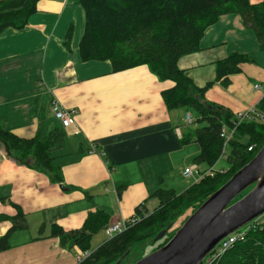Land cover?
<instances>
[{
    "label": "crops",
    "instance_id": "1",
    "mask_svg": "<svg viewBox=\"0 0 264 264\" xmlns=\"http://www.w3.org/2000/svg\"><path fill=\"white\" fill-rule=\"evenodd\" d=\"M84 29L85 11L75 0H38L22 28L0 33V126L19 137H44L59 124L51 101L76 111L54 155L59 183L17 164L0 144V215L19 210L27 222L9 232L0 264H76L78 248L62 246L52 227L78 229L90 213L101 211L108 216L104 233L136 212L150 213L158 189L187 187L183 169L200 152L193 135L182 133L177 110H168L162 99L174 83L158 80L146 65L113 72L107 60H82ZM248 32L237 13L223 14L206 28L200 50L177 63L196 87L211 83L206 102L233 115L255 107L264 95V61L250 58L245 44L263 50ZM230 55L248 60L217 79L218 62ZM10 226L0 221V237Z\"/></svg>",
    "mask_w": 264,
    "mask_h": 264
},
{
    "label": "trees",
    "instance_id": "2",
    "mask_svg": "<svg viewBox=\"0 0 264 264\" xmlns=\"http://www.w3.org/2000/svg\"><path fill=\"white\" fill-rule=\"evenodd\" d=\"M38 0H0V33L8 28H22L34 12ZM85 11V29L79 43L82 60H107L112 71L146 65L158 80H170L174 85L161 92L168 110L188 107L193 109L195 128L193 140L200 146L194 163L212 166L222 155L223 127H230L235 116L225 107L204 100L211 86L196 87L177 63L180 57L199 51V41L207 27L219 16L237 13L244 26L253 31L264 51V0H75ZM248 60L242 55H230L218 62L216 78L237 72V64ZM264 113V95L255 106ZM187 141L191 140L189 138ZM64 141L63 128L57 124L46 136L35 133L19 137L0 126V144L5 155L19 165L46 172L52 182L61 181L54 155ZM264 144V121L254 118L241 121L228 142V168L206 175L180 192L158 189L154 196L158 204L148 214L136 212L138 220L125 231L89 249L91 236L106 226L108 216L101 211L90 213L83 225L64 231L52 227L62 246L87 251L88 256L78 264H114L133 246L166 230L163 245L170 238L174 222L192 213L212 192L224 184L245 165ZM252 146L251 151L247 148ZM246 191H244L243 195ZM190 211V212H189ZM9 220L11 226L0 237V250L6 248L10 231L24 229L27 222L18 210L13 216L0 215V221ZM169 235V236H168ZM160 239V240H161ZM155 243V242H154ZM127 254V255H128ZM122 262V261H121ZM215 264H264V227L249 230L243 241L235 243Z\"/></svg>",
    "mask_w": 264,
    "mask_h": 264
},
{
    "label": "water",
    "instance_id": "3",
    "mask_svg": "<svg viewBox=\"0 0 264 264\" xmlns=\"http://www.w3.org/2000/svg\"><path fill=\"white\" fill-rule=\"evenodd\" d=\"M262 214L264 144L183 221L167 242L133 264H199L220 240ZM165 233H158L153 242ZM127 254L114 264H120Z\"/></svg>",
    "mask_w": 264,
    "mask_h": 264
},
{
    "label": "built area",
    "instance_id": "4",
    "mask_svg": "<svg viewBox=\"0 0 264 264\" xmlns=\"http://www.w3.org/2000/svg\"><path fill=\"white\" fill-rule=\"evenodd\" d=\"M255 89H260V85H255ZM51 112L53 114V117L56 121H58L59 125L62 128H67L71 124L74 123V118L76 111L74 109H67L59 105L55 100L51 101L50 104ZM236 121L234 122L233 126L230 127H223L221 131V137L223 138V153H226L227 145L230 139L233 137V134L235 132L236 126L244 120H249L251 118H254L255 120L264 121V113L257 111L255 107L248 109L244 112H237L235 115ZM185 120L188 124L192 123L193 120L189 116V114L185 115ZM252 146H249L247 148V151H251ZM221 155V156H222ZM220 156V157H221ZM214 165V164H213ZM212 166H207L205 169H200L197 166V163H193L192 165L185 167L183 169V175L184 177H193L195 181L201 179L202 177L206 175H213L215 171H213ZM223 171V170H222ZM221 171V172H222ZM263 215V214H262ZM138 220V217L132 216L126 221L116 222L113 223L104 229V233L108 238L112 237L115 234H119L123 231H125L128 227L133 225ZM264 227V221L259 220L256 218L255 220L249 222L248 224L242 226L238 230L234 231L233 233L227 235L222 240H220L217 245L201 260L199 264H215L217 260L228 250L230 249L235 243L239 241H243L246 238L247 233L249 230L253 228H258V230L263 229ZM88 256V252L84 251L81 253H78L76 257V264L80 263L85 257Z\"/></svg>",
    "mask_w": 264,
    "mask_h": 264
},
{
    "label": "rangeland",
    "instance_id": "5",
    "mask_svg": "<svg viewBox=\"0 0 264 264\" xmlns=\"http://www.w3.org/2000/svg\"><path fill=\"white\" fill-rule=\"evenodd\" d=\"M252 37L253 39L255 40L254 36H253V33L251 32H248ZM246 47L248 48V50L252 53H250V58H252L254 61L256 62H260V61H264V52L259 50L257 47L254 48L252 47V42L249 43V42H246ZM259 51V52H258ZM177 110L176 113H177V119L180 121L179 123V127L180 129L182 130V133L185 134V133H189L190 136L193 135L194 133V130L195 128L197 127H200L201 126V123H198V122H192L190 124H188L183 116L185 114V112L187 114H189V116L191 117V119L193 120V118L195 117V114H194V111L193 109L191 108H188V107H182V108H179V109H175ZM181 113V114H179ZM182 117V119H181ZM196 147H199L198 146V143H195ZM228 151L229 149L227 148L226 149V153H224L213 165L212 169L213 171L215 172H220L222 170H225L226 168H228L229 166V162L227 161V155H228ZM56 153V152H55ZM191 165L193 164L190 163ZM190 166V165H189ZM197 166L202 169V168H206L207 165L204 163V162H200V163H197ZM182 171V170H181ZM183 181L187 183L186 186H189L191 185L193 182H195V179L193 177H187V178H183ZM185 186V187H186ZM184 188V187H183ZM181 190V189H180ZM179 192V190H178ZM153 211V210H152ZM190 212V211H189ZM191 214L188 213V216ZM188 216H181L180 218H178L174 224L172 225V227L170 228V234L169 235H173V233L176 231V229L183 223V221L188 217ZM259 220H262L264 221V214L261 215L260 217H258ZM168 235V236H169ZM171 235V236H172ZM170 236V237H171ZM108 237L105 236V234L103 233V230L102 229H99L97 232H95L92 236H91V239H90V243H89V249L90 250H93L95 249L96 247H98L103 241L107 240ZM163 243V240H158L156 241L155 243L150 240V239H146V240H143L137 244H135L133 246V248L131 249V251L129 252V254L122 260V262L120 264H133L134 262H136L137 260H139L140 258H142L143 256L149 254L150 252H152L153 250H155L157 248L158 245L162 244Z\"/></svg>",
    "mask_w": 264,
    "mask_h": 264
}]
</instances>
